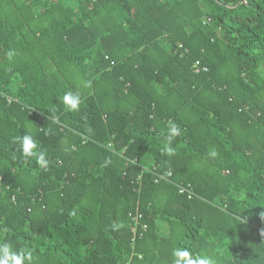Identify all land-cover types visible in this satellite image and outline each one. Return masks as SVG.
Returning a JSON list of instances; mask_svg holds the SVG:
<instances>
[{
  "label": "trees",
  "instance_id": "1",
  "mask_svg": "<svg viewBox=\"0 0 264 264\" xmlns=\"http://www.w3.org/2000/svg\"><path fill=\"white\" fill-rule=\"evenodd\" d=\"M4 243L33 264H264V0H0Z\"/></svg>",
  "mask_w": 264,
  "mask_h": 264
},
{
  "label": "clouds",
  "instance_id": "2",
  "mask_svg": "<svg viewBox=\"0 0 264 264\" xmlns=\"http://www.w3.org/2000/svg\"><path fill=\"white\" fill-rule=\"evenodd\" d=\"M17 55L15 50L7 53L8 59L11 62ZM9 71L11 68L8 69ZM90 82L84 84L88 87ZM63 104L68 111H78L81 103V95L79 92L67 91L62 98ZM51 130H49L50 133ZM181 132V129L174 122L169 121L167 136L163 146V152L169 156L175 154V149L172 147V142ZM48 134V133H46ZM14 143L19 145L20 150L25 158H35L36 164L41 168H47L48 158L46 150L41 149L39 142L31 133L23 136H18L14 139ZM212 157L217 153L212 150ZM119 227V225H118ZM173 264H219L216 256L208 254H196L195 256L185 248H174L172 250ZM0 264H33V255L31 250L24 248L19 252L13 250L8 244H0Z\"/></svg>",
  "mask_w": 264,
  "mask_h": 264
},
{
  "label": "built area",
  "instance_id": "3",
  "mask_svg": "<svg viewBox=\"0 0 264 264\" xmlns=\"http://www.w3.org/2000/svg\"><path fill=\"white\" fill-rule=\"evenodd\" d=\"M194 64H195V73H198L201 70H204L205 71L204 68L198 67V62H195ZM169 176H170V173H168L167 177H169ZM158 179L164 180V181H167L168 182V179L165 178V176H157V180L156 181H158ZM175 186L178 188V192L180 194L185 193L188 199H190L191 197H193V193L190 190L189 186H187V188L182 187V186H178V185H175ZM140 218H141V216L139 214H137V212L131 215V219H132V222H133V227H132L133 237L131 239L132 244L135 242V237L137 236V234L139 236H141V232L138 230ZM145 228H146L145 225H143L141 227V231H144Z\"/></svg>",
  "mask_w": 264,
  "mask_h": 264
}]
</instances>
